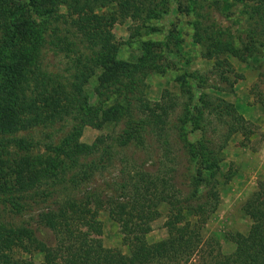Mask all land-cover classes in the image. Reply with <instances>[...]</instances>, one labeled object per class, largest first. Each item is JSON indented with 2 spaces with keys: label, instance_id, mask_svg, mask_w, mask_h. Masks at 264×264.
<instances>
[{
  "label": "trees",
  "instance_id": "trees-1",
  "mask_svg": "<svg viewBox=\"0 0 264 264\" xmlns=\"http://www.w3.org/2000/svg\"><path fill=\"white\" fill-rule=\"evenodd\" d=\"M220 1L207 5L215 10ZM229 1L242 4L252 24L238 40L209 28L215 34L202 55L221 91L235 77L223 55L240 61L256 55L264 67V39L255 27H264V0ZM140 4L0 0V264H264V176L241 204L247 232L228 234L232 252L222 253L217 239L202 233L219 203L220 151L232 134H252V125L220 97L189 94L173 120L177 96L163 89L158 100L147 98L144 78L157 66L154 54L116 59L111 32L119 19L137 17L144 7L148 14ZM198 23L193 30L200 37ZM46 49L66 57L61 73L43 68ZM203 110L220 127L218 144L206 135L187 137ZM56 124L68 129L54 141L31 135ZM107 124L121 127L95 137L90 157L80 160L73 146L82 128ZM171 133L178 152L169 148ZM146 136L159 147L153 158L136 154ZM118 157L116 174L93 185ZM161 207L166 236L148 242ZM101 209L117 224L127 253L104 247L86 230L98 224Z\"/></svg>",
  "mask_w": 264,
  "mask_h": 264
},
{
  "label": "rangeland",
  "instance_id": "rangeland-1",
  "mask_svg": "<svg viewBox=\"0 0 264 264\" xmlns=\"http://www.w3.org/2000/svg\"><path fill=\"white\" fill-rule=\"evenodd\" d=\"M140 1L141 6L149 8L148 14L145 13L144 7L137 17L119 19L112 25L111 32L117 43L116 59L134 61L138 56L154 54L157 66L144 78L147 98L158 100L163 89L177 96L178 108L171 116L173 120L187 102L189 94L194 97H205L202 93L209 97H220L231 103L235 112L252 125V134L247 137H242L239 133L232 134L220 151L219 169L216 174L219 203L202 229L203 235L217 239L220 251L228 254L234 249L228 234H245L250 225L249 218L241 210V204L254 190L257 181L264 176V67L256 55L246 58L245 61L223 55L235 77L229 75V80L232 81L230 90H216L214 88L221 85H217L218 79L211 60L203 57L202 53L210 45L215 34L209 31L210 26L221 28L224 31L222 36L238 40L243 38L245 26L247 23L252 24V21L247 18L242 4L229 0L220 1L215 10L208 7V0ZM196 22H199L200 37L194 35ZM255 27L257 36L260 35L259 38L264 39V27L259 24ZM47 48L52 47L48 45ZM65 58L62 53L55 54L52 49H46L42 51L40 62L45 70L59 72L64 69L67 60ZM183 86L189 88V93L182 91ZM87 89L90 90V86ZM195 116L199 119L198 127L187 136L188 139L197 140L206 135L217 144L220 143V127L212 116L205 110L196 112ZM120 127V124H107L99 130L84 126L73 146L76 156L80 160L88 159L95 137L105 135L107 131L116 132ZM67 129V124H56L42 132L32 131L31 135L34 139L44 140L48 135L54 141ZM169 140V148L178 152L179 143L172 133ZM142 148L145 149H140L136 154L153 158L154 148L159 147L153 138L146 136ZM118 163L119 157L107 172L95 176L93 185L114 176ZM164 214L165 209L161 207L159 216L150 223V231L146 235L148 242L166 236ZM18 219L13 218L17 222ZM97 219V225L86 229L88 233L100 239L104 247L127 253V247L121 242L119 228L109 218L105 209L99 210ZM32 258L38 261L40 255L33 254Z\"/></svg>",
  "mask_w": 264,
  "mask_h": 264
}]
</instances>
